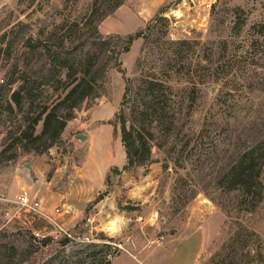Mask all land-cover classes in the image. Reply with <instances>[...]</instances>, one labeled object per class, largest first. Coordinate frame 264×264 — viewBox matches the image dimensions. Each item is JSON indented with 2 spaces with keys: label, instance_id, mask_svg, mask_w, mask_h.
Instances as JSON below:
<instances>
[{
  "label": "rangeland",
  "instance_id": "obj_1",
  "mask_svg": "<svg viewBox=\"0 0 264 264\" xmlns=\"http://www.w3.org/2000/svg\"><path fill=\"white\" fill-rule=\"evenodd\" d=\"M92 2L0 0V40L18 23L30 25L34 35L49 32L64 19L84 15ZM215 4L216 19L212 13ZM122 7L123 12L100 24L105 27L103 32L107 29L111 34L134 33L166 8L169 39L202 43L226 39L229 43L219 70V82H208L203 87L204 100L196 121L208 114L220 97V107L229 116L236 112L234 99L256 102L264 115V91L259 90V83H264V62L263 68H248L249 76L242 73V80L237 71L244 51L256 36L252 27L264 24V0H127ZM236 7L244 9L242 16L248 14L247 25L239 37L233 36L231 30L234 19L231 10ZM242 44L245 48H240ZM143 46L142 40L137 41L131 52L121 58L129 77ZM11 63L0 61V85L10 77ZM230 66L236 74L229 72ZM198 75L208 77L210 73L205 70ZM251 83L257 90L250 92ZM124 88L122 75L112 71L105 96L76 113L58 146L41 156L25 155L17 162L0 164V255L7 252L9 258L0 264H78L93 252L96 253L93 260L84 259L83 264H104L120 255L134 257L143 264H234L227 253L232 249L230 238L237 231L242 233L235 244L238 252L248 241L251 247L260 245L264 257V203L254 214L233 211L228 218L217 206L218 201H227V195L213 190L210 196L204 194L202 174L191 164L184 170L178 169L156 149L151 163L123 171L126 155L120 132L115 134L109 123L119 111ZM7 130L0 126V152ZM78 135H86L88 139L78 140ZM114 168L121 172H113ZM108 191L100 203H94ZM25 192L37 195L49 209L68 205L66 225L76 240L67 245L54 241L36 246L20 222L11 220L16 214L14 201ZM194 192L196 196L191 199ZM88 219H92V224L83 227ZM42 227L37 225V230L42 231ZM83 234L88 241L79 240ZM161 237L164 245L152 244ZM124 258L129 264V259ZM241 264L256 263L244 257Z\"/></svg>",
  "mask_w": 264,
  "mask_h": 264
},
{
  "label": "trees",
  "instance_id": "obj_2",
  "mask_svg": "<svg viewBox=\"0 0 264 264\" xmlns=\"http://www.w3.org/2000/svg\"><path fill=\"white\" fill-rule=\"evenodd\" d=\"M126 1L93 0L84 15L64 19L49 32L34 35L30 25L18 23L9 35L1 37L0 61L12 63L10 77L0 85V126L8 129L0 164L17 162L25 155L41 156L58 146L68 123L84 106L91 107L105 96L109 75L117 71L125 88L119 111L109 124L115 134L120 132L126 155L123 171L145 167L153 161L156 149L178 169L191 164L202 174L204 194L210 196L213 190L227 195V201H218L217 206L228 218L233 211L256 213L264 203V115L260 105L234 99L236 112L229 116L220 107V97L208 114L195 120L204 100L203 87L220 80L219 70L229 43L226 39L209 43L169 39L166 8L134 33L103 35L100 24ZM216 7L212 6L214 19ZM231 11L232 34L239 37L248 14L242 16L245 11L240 7ZM252 29L256 36L237 68L239 80L242 73L249 76L250 68H263L264 50L259 48L264 47V24ZM139 40L144 46L129 77L121 58ZM197 52L200 56L194 57ZM229 69L236 74L231 66ZM205 70L210 75L200 77L198 73ZM259 85L264 91V83ZM248 87L250 92L257 90L252 83ZM113 172L121 171L114 168ZM108 193L100 194L94 203H100ZM195 196L196 192L190 198ZM31 237L36 246L50 243L45 240L39 245ZM241 238V231L230 238V261L241 264L245 257L264 264L260 245L251 247L247 241L237 251L235 244ZM60 242L68 244L66 240ZM7 255H0V261H9ZM94 256L95 252L84 259Z\"/></svg>",
  "mask_w": 264,
  "mask_h": 264
},
{
  "label": "built area",
  "instance_id": "obj_3",
  "mask_svg": "<svg viewBox=\"0 0 264 264\" xmlns=\"http://www.w3.org/2000/svg\"><path fill=\"white\" fill-rule=\"evenodd\" d=\"M14 203L16 214L11 220L15 218L19 221L23 230L34 236L37 244L42 245L45 240L50 242L66 240L69 244L76 240L72 229L66 225L70 212L68 205L64 204L49 209L37 195H30L26 192L18 195ZM7 216H10V213ZM39 224L43 225L42 231L37 230ZM91 224L92 219H88L83 227H88ZM78 238L83 242L89 240L84 234ZM154 243L158 246L164 245V238L152 241V244Z\"/></svg>",
  "mask_w": 264,
  "mask_h": 264
},
{
  "label": "crops",
  "instance_id": "obj_4",
  "mask_svg": "<svg viewBox=\"0 0 264 264\" xmlns=\"http://www.w3.org/2000/svg\"><path fill=\"white\" fill-rule=\"evenodd\" d=\"M121 12H123V7H121L116 14H120ZM105 29V27L103 25L100 26V31L103 35H109L111 34V32H109L106 29V32H103ZM124 256H126L129 259V264H143L140 260L138 261L137 259H135L134 257H130L128 255H120V256H116L115 258H113L111 260V264H115V262H120L122 264H127V260L124 258Z\"/></svg>",
  "mask_w": 264,
  "mask_h": 264
},
{
  "label": "water",
  "instance_id": "obj_5",
  "mask_svg": "<svg viewBox=\"0 0 264 264\" xmlns=\"http://www.w3.org/2000/svg\"><path fill=\"white\" fill-rule=\"evenodd\" d=\"M76 138L78 140L85 141V140L88 139V136H86V135H78ZM30 167H31L30 165H27V168H30Z\"/></svg>",
  "mask_w": 264,
  "mask_h": 264
},
{
  "label": "bare ground",
  "instance_id": "obj_6",
  "mask_svg": "<svg viewBox=\"0 0 264 264\" xmlns=\"http://www.w3.org/2000/svg\"><path fill=\"white\" fill-rule=\"evenodd\" d=\"M114 225V224H113ZM112 230H114V228H112Z\"/></svg>",
  "mask_w": 264,
  "mask_h": 264
}]
</instances>
